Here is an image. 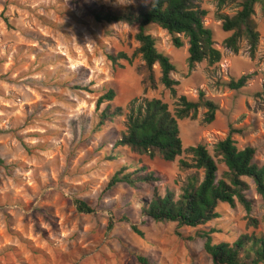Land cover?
Masks as SVG:
<instances>
[{
  "label": "rangeland",
  "instance_id": "rangeland-1",
  "mask_svg": "<svg viewBox=\"0 0 264 264\" xmlns=\"http://www.w3.org/2000/svg\"><path fill=\"white\" fill-rule=\"evenodd\" d=\"M148 0H0V264H212L202 249L201 234L212 242L231 243L240 234L264 231V204L250 179L246 197L252 200L247 224L242 207L218 203V217L194 228L154 222L140 212L152 186L178 191L187 173L172 162L149 159L113 142L124 130L125 116L96 126V98L114 91L110 106H125L134 98H159L173 111V99L157 82L145 79L134 53L135 24L97 22L91 11L137 5ZM205 14L203 26L212 33L220 58L187 66L186 40L174 48L169 35L155 25L146 32L155 49L168 56L178 84L177 95L196 100L197 92L216 104L213 120L203 123L204 109L194 119L177 121L182 149L212 145L228 132L240 149H255L253 161L264 166V18L255 4L251 16L257 31L252 54L243 39L236 52L223 45L230 31L221 30V17L239 9L236 3L197 0ZM125 53L130 61L111 64L106 54ZM246 75L245 84L228 90L221 83ZM116 155L112 159L108 156ZM216 162V178L225 171ZM144 166L157 177L152 184L124 183L105 188L113 172ZM91 209L79 212L74 200ZM134 227L140 234L132 230ZM212 230V231H210Z\"/></svg>",
  "mask_w": 264,
  "mask_h": 264
},
{
  "label": "trees",
  "instance_id": "trees-1",
  "mask_svg": "<svg viewBox=\"0 0 264 264\" xmlns=\"http://www.w3.org/2000/svg\"><path fill=\"white\" fill-rule=\"evenodd\" d=\"M196 2L197 0H148L119 9L100 6L91 11L97 22L136 25L133 38L137 46L134 53L142 62L147 84L150 88L155 86L152 66L156 65L159 73L157 82L167 90L174 105L170 112L166 103L159 98H134L127 103L124 112L119 106H110L114 91L107 89L95 100V107L105 103L98 113L96 126H102L115 116L124 115V130L114 140V147H125L133 154L145 155L149 159L156 157L165 162H172L182 153L187 155L186 159H177L178 170L187 171L177 193L169 188H164L160 193L156 186H152L149 199L142 200L140 204L142 215L154 222H173L178 227L194 228L218 217V203L234 206L236 202L244 210L247 224L256 226V220L248 217L252 204V200L246 197L249 187L241 179L246 177L252 181L255 194L264 204V166L253 161L255 149L250 145L238 149L229 132L212 145V154L202 144L182 149L177 121L184 118L194 119L197 109L201 107L204 109L202 122L210 123L217 107L201 91L197 92L194 101L176 94L175 87L178 82L171 77L174 67L167 55L155 49L154 38L146 32L148 26H157L169 35L174 48L181 47V38H184L188 68L201 61H206L209 65L217 62L220 53L213 47L210 29L203 26L205 12ZM216 3L218 6L236 3L239 7L231 16L221 17V30L231 32L223 40V45L234 53L238 40L243 39L251 55L257 43V31L251 18L253 7L259 4L264 18V0H216ZM106 59L111 64H116L117 60L130 61V57L123 52L106 54ZM246 79L247 76L242 74L221 85L228 90H237L245 84ZM115 156L110 155L108 159ZM213 158H217L225 167L219 178H216V162ZM156 181L157 177L146 171L144 166L130 172L121 168L112 173L105 188L118 183L133 187L137 183L152 184ZM74 204L79 212L91 211L81 200H74ZM261 222L264 224V214ZM131 228L140 234L134 227ZM201 238L202 249L212 264H264V231L257 235L240 234L231 243L212 242L206 232L201 234ZM136 260L139 264H151L139 255Z\"/></svg>",
  "mask_w": 264,
  "mask_h": 264
}]
</instances>
